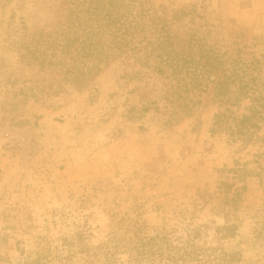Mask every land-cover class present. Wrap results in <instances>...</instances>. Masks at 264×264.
<instances>
[{
    "label": "rangeland",
    "instance_id": "obj_1",
    "mask_svg": "<svg viewBox=\"0 0 264 264\" xmlns=\"http://www.w3.org/2000/svg\"><path fill=\"white\" fill-rule=\"evenodd\" d=\"M126 1L127 23L148 26L131 45L167 23L177 44L194 33L220 47L225 65L264 63V0ZM71 4L0 0V264H264L262 149L211 132L247 101L229 107L208 84L177 113L150 45L74 78Z\"/></svg>",
    "mask_w": 264,
    "mask_h": 264
},
{
    "label": "trees",
    "instance_id": "obj_2",
    "mask_svg": "<svg viewBox=\"0 0 264 264\" xmlns=\"http://www.w3.org/2000/svg\"><path fill=\"white\" fill-rule=\"evenodd\" d=\"M127 3L126 0H72V8L63 21V51H71L83 65L75 69L73 77L85 78L90 72L87 61L106 57L108 52H113L111 50L125 56L137 55L150 45L148 56L155 55L159 66L163 64L173 72L172 80L176 85L169 94L165 92L169 99L165 100L177 113L193 104L190 100L193 92L213 84L215 95L229 107L243 101L248 105L241 116L233 115L229 108L218 111L211 132L226 127L233 141L259 144L264 154V135L260 134L264 131V63L255 58L246 61L239 53L225 65V53H220V47L215 49L203 43L194 33L187 41L177 44L166 30L167 23H161L159 29H150V41L142 36V40H146L145 47H140L143 43L131 45L133 38L144 33L148 26L131 27L127 23L131 13L121 11ZM146 20L150 24L157 21L152 17ZM106 49L109 50L106 52ZM157 71L162 72V69L159 67ZM216 73L219 75L214 80Z\"/></svg>",
    "mask_w": 264,
    "mask_h": 264
}]
</instances>
